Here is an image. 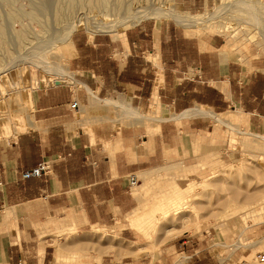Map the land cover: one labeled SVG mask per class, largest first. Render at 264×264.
<instances>
[{
    "label": "rangeland",
    "instance_id": "obj_1",
    "mask_svg": "<svg viewBox=\"0 0 264 264\" xmlns=\"http://www.w3.org/2000/svg\"><path fill=\"white\" fill-rule=\"evenodd\" d=\"M69 2L0 0V69H11L0 72V138L27 128L36 91L56 85L54 80L71 84L66 61L72 33L117 39L136 21L163 20L185 35L202 40L216 36L219 52L230 60L244 63L264 56V0H214L207 5L197 0ZM180 20L192 23L183 26ZM8 81L13 87L8 88ZM190 108L210 114L180 115L183 111L171 112L154 98L136 107L110 94L99 98L91 113L108 122L113 139L127 151L141 146L150 152L151 137L158 134L164 142L161 159L143 162L129 187L136 204L126 217L135 222L136 232L125 253L131 249L132 259L173 264L185 255L179 251L199 248L203 264H240L264 249V118L252 122L232 107L222 112L202 105ZM83 130L91 133L87 126ZM245 195L257 197L255 204L238 200ZM45 227L57 249L52 264L96 262V256L92 262L84 255L87 241L75 225L49 221Z\"/></svg>",
    "mask_w": 264,
    "mask_h": 264
},
{
    "label": "crops",
    "instance_id": "obj_2",
    "mask_svg": "<svg viewBox=\"0 0 264 264\" xmlns=\"http://www.w3.org/2000/svg\"><path fill=\"white\" fill-rule=\"evenodd\" d=\"M202 39L154 19L134 22L117 39L70 35L71 84L36 91L27 128L0 138V264H52L57 249L45 227L49 221L75 225L87 241L84 255L92 262L97 257L94 264H167L125 253L136 232L126 217L136 204L126 176L161 159L162 135L151 137L150 152L141 146L127 151L108 122L91 113L110 94L136 107L154 98L180 115L210 114L190 108L202 105L214 112L238 109L252 122L264 118V56L239 63L219 52L216 36ZM40 161L47 165L43 173L19 178L18 171ZM182 251V261L173 264H203L199 248Z\"/></svg>",
    "mask_w": 264,
    "mask_h": 264
},
{
    "label": "built area",
    "instance_id": "obj_3",
    "mask_svg": "<svg viewBox=\"0 0 264 264\" xmlns=\"http://www.w3.org/2000/svg\"><path fill=\"white\" fill-rule=\"evenodd\" d=\"M69 106L74 107L75 101L70 102ZM46 167L47 165L44 162L40 161L28 169L18 171V176L21 179L36 177L43 173L46 170ZM127 179V184L129 187L135 184L136 179L134 174H129ZM240 264H264V249L258 250L249 260H243L240 262Z\"/></svg>",
    "mask_w": 264,
    "mask_h": 264
},
{
    "label": "bare ground",
    "instance_id": "obj_4",
    "mask_svg": "<svg viewBox=\"0 0 264 264\" xmlns=\"http://www.w3.org/2000/svg\"><path fill=\"white\" fill-rule=\"evenodd\" d=\"M62 1H63V0H62ZM64 1H65V0H64ZM67 1L69 2L70 0H66V2H67ZM104 1H105V0H104ZM38 3H39V2H38ZM69 4H70V2H69ZM30 7H31V6H30ZM31 8H32V7H31ZM40 8H41V7H40ZM159 8H162V7L155 8V9H157L156 11H158ZM41 9H42V8H41ZM155 9H154V10H155ZM30 10H31V9H30ZM32 10H33V9H32ZM44 11H45V9H44ZM151 11H153V10H151ZM161 11H162V10H161ZM163 11H165V10H163ZM166 11H167V10H166ZM14 12H15V11H14ZM27 12H28V11H27ZM29 12H30V11H29ZM34 12H35V11H33V13H34ZM145 12H146V11H145ZM154 12H155V11H154ZM154 12H153V13H154ZM167 12H168L167 14H170L169 12H171V11H167ZM30 13H31V12H30ZM36 13H37V11H36ZM157 13H158V14H161V13H159V12H157ZM172 13H173L174 16H175V19H180L181 16H180V15L178 16L177 11H172ZM34 14H35V13H34ZM165 14H166V12H165ZM5 15H7V14H5ZM9 15H10V14H9ZM31 15L33 16V14H31ZM32 16H31V17H32ZM193 16H194V15H193ZM176 17H177V18H176ZM196 17H199V15L196 16ZM34 18L36 19V16H35ZM185 18H187V17H185ZM188 18H189V17H188ZM36 21H37V20H36ZM179 22H180L181 25H183V26H187L188 24L190 25V24L192 23V22L184 21V20H180ZM108 24H109V27H111L112 25L119 26V25H117V24H115V23H114V24H113V23H108ZM1 25H3V24H1ZM1 27H2V26H1ZM1 27H0V36L3 35V34L1 35V33H4L3 30H1ZM2 37H3V36H2ZM63 37H65V39L68 40V35H67L66 33H64ZM9 40H10V39H9ZM0 41H1V39H0ZM10 41H11V40H10ZM0 43H2V42H0ZM5 62H6V61H5ZM6 63H7V62H6ZM10 63H11V62H10ZM13 64H14V63H13ZM15 64H16V63H15ZM19 64H20V63H19ZM26 64H27V63H26ZM3 65H5V64H3ZM16 65H17V64H16ZM16 65H14V66H16ZM32 65H34V64H32ZM1 67H2V66H1ZM9 67H10V65H8V66L6 65V67L0 69V72L4 71V72H7V73H11V69H9ZM26 67H27V66H26ZM11 68H12V67H11ZM17 69H19V68H17ZM5 70H6V71H5ZM19 70H20V69H19ZM21 70H22V69H21ZM4 72H3V73H4ZM20 72H21V71H20ZM22 72H23V71H22ZM24 72H25V71H24ZM23 75H24V73H23ZM25 75H26V74H25ZM25 75H24V76H25ZM25 77H26V76H25ZM14 78H16V77H14ZM23 78H24V77H23ZM5 81H6V80H5ZM24 81H25V80H24ZM24 81H23V82H24ZM0 82H1V81H0ZM6 82H7V81H6ZM25 82H26V81H25ZM15 83H16V81H15ZM15 83H13V84L16 85ZM7 84H9V81H8ZM17 84H19V82H18ZM10 85H11V84L7 85L8 88H10V87H9ZM19 85H20V84H19ZM11 86H12V85H11ZM16 86H17V85H16ZM16 86H15V87H16ZM12 87H13V86H12ZM20 87H21V85H20ZM21 88H22V87H21ZM17 89H18V88H17ZM7 90H9V89H7ZM3 92H4V91H3ZM5 92H6V89H5ZM9 93H10V91H9ZM7 94H8V93H7ZM9 95H10V94H9ZM3 96H4V95H3ZM3 96H2V97H3ZM6 96H7V95H6ZM4 97H5V96H4ZM0 98H1V96H0ZM1 100H2V98H1ZM252 195H253V194H252ZM255 195H256V194H255ZM256 198H257V197H255V196H254V197H253V196H252V197H251V196L249 197V195H248V196L245 195V196H242L240 199H238V198H236V199H238L239 201L242 200L243 202H245V203L247 204V202H249V203H251V202H253V201L256 202V201H255ZM254 202H253V203H254ZM254 204H255V203H254ZM254 204H253V207L255 206ZM254 208H255V207H254ZM195 217H196V216H195Z\"/></svg>",
    "mask_w": 264,
    "mask_h": 264
},
{
    "label": "water",
    "instance_id": "obj_5",
    "mask_svg": "<svg viewBox=\"0 0 264 264\" xmlns=\"http://www.w3.org/2000/svg\"><path fill=\"white\" fill-rule=\"evenodd\" d=\"M54 82H55L56 84H59V83H60L58 80H54Z\"/></svg>",
    "mask_w": 264,
    "mask_h": 264
}]
</instances>
